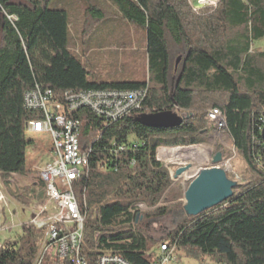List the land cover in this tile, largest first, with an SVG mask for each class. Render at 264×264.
Listing matches in <instances>:
<instances>
[{"label":"trees","instance_id":"trees-1","mask_svg":"<svg viewBox=\"0 0 264 264\" xmlns=\"http://www.w3.org/2000/svg\"><path fill=\"white\" fill-rule=\"evenodd\" d=\"M51 1L0 0V180L31 172L26 150L32 141L25 123L42 116L24 106L26 91L143 88L140 106L117 120L106 121L87 108L71 114L80 123V143L90 150L88 165L72 183L83 215L80 255L88 264H96L106 251L131 264H151L152 247L165 243L170 250L183 249L188 257L214 264H264V46H254L264 39V0H218L199 11L188 0H57L91 20L80 31L69 23L67 9L51 8ZM112 16L141 32L137 50L144 54L146 79H88L87 53L95 44L106 47L101 38L117 23ZM70 29L80 36V52L70 48ZM94 32L102 33L94 36L101 43L89 41ZM174 53L181 60L171 77ZM213 108L221 111L225 126L220 130L244 162L242 182L231 197L184 216L157 242L147 235L145 222L182 208L176 200L184 191L172 182L159 154L207 142L212 130L207 112ZM161 112L180 122L166 128L146 123L148 116ZM219 151L221 147L214 153ZM13 197L31 201L22 193ZM136 201L150 210L137 213L134 224L104 222V211L119 213ZM3 212L0 204V226ZM44 230L23 223L16 238L1 242L0 264H33ZM125 236L136 241L135 247H126V238L124 246L108 244ZM41 264H71V257L47 254Z\"/></svg>","mask_w":264,"mask_h":264},{"label":"rangeland","instance_id":"rangeland-1","mask_svg":"<svg viewBox=\"0 0 264 264\" xmlns=\"http://www.w3.org/2000/svg\"><path fill=\"white\" fill-rule=\"evenodd\" d=\"M192 2V8L194 11H199L200 9H206L214 7L218 0H211L208 3V0L197 3L196 0H188ZM49 7L51 8H64L68 11L69 23H74L75 26L80 31L81 27H85V21L87 20L91 23L89 18H85V15L81 11V14L71 13L72 9L70 6L63 7L57 0L50 2ZM70 12V13H69ZM115 15V12H112ZM71 14V15H70ZM110 17L109 15H107ZM113 19H116L115 16H112ZM112 19V20H113ZM117 23L114 22L112 28L104 31V38L94 37L100 36L102 33H92V37L89 38V41H97L101 43L103 39L105 43V48H97V45L88 51V70L90 75L88 79L97 77L100 80H110V79H122V80H144L146 79V68L144 62L143 51L137 50L138 43L141 44V32L136 31L132 26L123 23L122 21L117 20ZM122 22V23H121ZM92 30L88 28L87 34L91 35ZM75 34V37L73 36ZM80 36L77 34V31L70 29L69 44L73 52H80L81 47L78 48ZM91 41V42H92ZM127 42L128 45L121 42ZM93 43V42H92ZM255 47H263L264 39L259 42L254 43ZM177 58L179 60L177 61ZM181 60V54L174 53L172 57V66H171V77H175L177 70L179 68ZM177 61V63H176ZM209 125V124H208ZM82 134V129H81ZM48 135L46 134L45 139L38 141L40 153H37L36 161L29 160L27 161L26 167L31 170V172L18 176H11L7 180H0V199L1 206L3 207V217L2 224L0 226V244L5 239H14L20 233V226L23 223L30 222L35 216V212H38L40 204L46 199L45 186L42 182V178L38 175V168L48 161L47 156L42 153L44 151L43 144H47L46 139ZM80 137V135H79ZM81 139V137H80ZM183 147V146H180ZM217 147H221L219 151L222 155V162L219 166L223 167L226 170V175L229 173L233 179L238 183L242 182V169L244 168V162L236 153V150L233 147V143L229 137L223 133L221 130H214L212 128L209 133L207 142L199 143L196 145H190L187 147L179 148L178 150L167 152L161 151L159 154V160L162 161L165 166L168 167L169 175L173 183L178 182L182 186L183 190L190 180L195 176V171L200 167H206L212 165V157L215 154L214 150ZM31 144L28 145L26 152L27 158ZM165 148V147H164ZM177 148V147H173ZM166 149H172L166 147ZM180 151L182 154H180ZM36 154V153H35ZM158 158V157H157ZM189 166L179 177L175 176V171L180 167ZM22 193L24 198L29 197L31 201H26L22 197L24 203L16 201L13 197ZM183 202V197L176 200V202ZM172 203V202H168ZM166 203H159V205ZM20 205L21 207H19ZM22 208L23 211L18 210ZM122 208H118L120 211ZM33 212H31V211ZM123 211L119 213H114L113 210H106L103 213V220L107 224H123V223H135V215L137 213H145L150 210L142 202H132L124 206ZM186 216L183 207H173L163 216H153L149 218L145 223V230L147 235L155 240L159 241L164 237L170 230H172L176 224ZM126 238V247L133 248L135 247V240L131 237H118L111 240H108L109 245L124 246ZM155 246L152 247L151 251H155ZM173 257L175 258V264H214L209 259L201 261L199 258L188 257L185 254L183 249H174Z\"/></svg>","mask_w":264,"mask_h":264},{"label":"built area","instance_id":"built-area-1","mask_svg":"<svg viewBox=\"0 0 264 264\" xmlns=\"http://www.w3.org/2000/svg\"><path fill=\"white\" fill-rule=\"evenodd\" d=\"M145 94L143 88L85 89L73 92L41 90L39 87L24 93V106L40 111L42 116L39 120L26 121L25 134L31 136L34 133H45L49 136L50 145L45 149L46 144H43L42 153L48 161L38 168V175L42 177L45 186L46 199L40 204L31 222L36 227L44 226L45 230L33 264H41L47 254L70 256L71 264H88L79 252L83 215L72 191V183L82 175L83 155H89L90 150L86 143H80V123L71 116L72 112L87 108L106 121H114L137 109ZM207 122L214 130L225 126L223 115L217 108L207 112ZM104 167V163L100 162L99 168ZM96 264L131 263L117 253L106 251L98 256ZM151 264H175L173 249L170 250L165 243L158 244Z\"/></svg>","mask_w":264,"mask_h":264},{"label":"water","instance_id":"water-1","mask_svg":"<svg viewBox=\"0 0 264 264\" xmlns=\"http://www.w3.org/2000/svg\"><path fill=\"white\" fill-rule=\"evenodd\" d=\"M179 122L180 117L168 112L155 113L146 118V123L154 127H172ZM261 138L264 143V127L261 130ZM211 162L212 165L200 167L196 171L183 191V211L188 217L198 215L225 201L232 196L233 188L239 184L228 178L226 170L219 166L222 162L220 152L213 155ZM188 168L189 166L178 168L175 176L179 177Z\"/></svg>","mask_w":264,"mask_h":264},{"label":"crops","instance_id":"crops-1","mask_svg":"<svg viewBox=\"0 0 264 264\" xmlns=\"http://www.w3.org/2000/svg\"><path fill=\"white\" fill-rule=\"evenodd\" d=\"M32 142H30V144H31V148H30V151H29V155H28V158H27V154H28V152L26 153V164H27V161H28V159L29 160H35L36 161V156H37V153L39 152L40 153V151L41 150H39V144H38V141H40L41 139H45L46 138V134L45 133H34V134H32L31 136H29L28 137ZM46 142H47V144H46V147H45V149H47V148H49V136L47 137V139H46ZM28 148V147H27ZM36 153V154H35ZM13 176H18V174H14ZM19 207H21L20 205H18ZM18 207V210H20L21 209V211H23L22 210V208H19ZM31 211V210H30ZM31 212H33V211H31ZM35 213H36V211H34Z\"/></svg>","mask_w":264,"mask_h":264},{"label":"bare ground","instance_id":"bare-ground-1","mask_svg":"<svg viewBox=\"0 0 264 264\" xmlns=\"http://www.w3.org/2000/svg\"><path fill=\"white\" fill-rule=\"evenodd\" d=\"M202 1H205V0H198L199 3L202 2ZM87 165H88V155H83V159H82V169L84 167H86ZM194 173H196V171Z\"/></svg>","mask_w":264,"mask_h":264}]
</instances>
